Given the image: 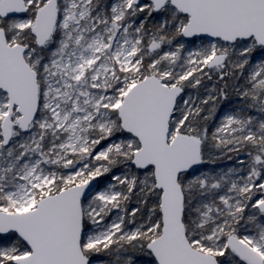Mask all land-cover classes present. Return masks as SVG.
I'll return each instance as SVG.
<instances>
[{
    "label": "snow or ice",
    "instance_id": "6c2138e0",
    "mask_svg": "<svg viewBox=\"0 0 264 264\" xmlns=\"http://www.w3.org/2000/svg\"><path fill=\"white\" fill-rule=\"evenodd\" d=\"M0 264H264V0H0Z\"/></svg>",
    "mask_w": 264,
    "mask_h": 264
},
{
    "label": "trees",
    "instance_id": "16d2710c",
    "mask_svg": "<svg viewBox=\"0 0 264 264\" xmlns=\"http://www.w3.org/2000/svg\"><path fill=\"white\" fill-rule=\"evenodd\" d=\"M221 107H223V106H221Z\"/></svg>",
    "mask_w": 264,
    "mask_h": 264
}]
</instances>
